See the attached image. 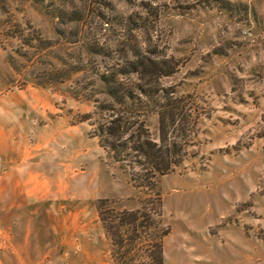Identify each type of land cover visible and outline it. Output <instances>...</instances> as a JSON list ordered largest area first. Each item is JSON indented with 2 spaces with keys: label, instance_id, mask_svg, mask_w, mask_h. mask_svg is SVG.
Here are the masks:
<instances>
[{
  "label": "rangeland",
  "instance_id": "rangeland-1",
  "mask_svg": "<svg viewBox=\"0 0 264 264\" xmlns=\"http://www.w3.org/2000/svg\"><path fill=\"white\" fill-rule=\"evenodd\" d=\"M109 108L155 141L168 108L183 135L165 264H264V0H0V175L63 230L34 264H112L96 200L141 206L95 135Z\"/></svg>",
  "mask_w": 264,
  "mask_h": 264
},
{
  "label": "trees",
  "instance_id": "trees-1",
  "mask_svg": "<svg viewBox=\"0 0 264 264\" xmlns=\"http://www.w3.org/2000/svg\"><path fill=\"white\" fill-rule=\"evenodd\" d=\"M136 63L138 72L145 71L143 60ZM110 80L115 81L114 78ZM139 89L144 95L148 94ZM117 93L121 95L119 99L134 97L124 88L116 90ZM109 109L114 113L97 125L95 135L99 138V145L128 169L133 186L144 195L141 206L136 209L119 210L112 206L113 200H96L98 218L111 243L110 260L112 264H165L164 239L170 230L162 221L163 204L157 178L182 162L183 135L178 134L176 116L168 108L159 110L156 141L143 120L130 116L132 111Z\"/></svg>",
  "mask_w": 264,
  "mask_h": 264
},
{
  "label": "crops",
  "instance_id": "crops-1",
  "mask_svg": "<svg viewBox=\"0 0 264 264\" xmlns=\"http://www.w3.org/2000/svg\"><path fill=\"white\" fill-rule=\"evenodd\" d=\"M0 140V148H2V138ZM1 153L5 159L13 158V154L9 152L4 154V151H1ZM5 175V171H2L0 175V252L11 254L10 264H34L44 261L46 253H49L51 249L55 247L58 250L56 237L60 236L63 230L52 225L50 214L39 208L33 209L27 201L19 203L13 192L8 193V186L13 185V181L6 180ZM14 183H17V179ZM48 264L61 263L52 260Z\"/></svg>",
  "mask_w": 264,
  "mask_h": 264
}]
</instances>
